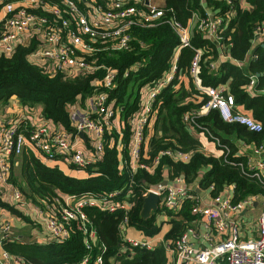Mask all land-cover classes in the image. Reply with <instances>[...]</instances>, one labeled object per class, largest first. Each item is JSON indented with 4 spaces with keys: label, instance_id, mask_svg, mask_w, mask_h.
<instances>
[{
    "label": "trees",
    "instance_id": "1",
    "mask_svg": "<svg viewBox=\"0 0 264 264\" xmlns=\"http://www.w3.org/2000/svg\"><path fill=\"white\" fill-rule=\"evenodd\" d=\"M5 1L8 0H0V6ZM44 1L59 5L66 13L63 0ZM239 1L164 0L160 18L146 25L135 23L129 26L130 36L126 46L110 47L108 40L92 42V50L85 54L87 62L98 66L92 71H45L27 58L34 39H30L28 44H15L9 55H0V104L11 95L21 104L40 103L42 115L68 132H73V127L67 106L77 95L82 100L91 91L99 89L94 79L101 76L100 65L115 70L106 100L120 124L116 127L112 118V125L103 129L99 157L77 166L60 155L48 156L30 144H24L17 155H7L9 171L6 183L43 211L57 214L64 205L65 195L76 198L94 194L100 197L113 192L112 201L127 203L125 211L121 208L108 211L94 204L81 206L86 217L83 222L94 230L95 243L102 256L101 264H168L167 252L173 248L174 240L198 218L191 211L192 206L197 204L194 191L190 188L193 182L210 195L229 186L233 202L264 193V188L249 176L251 169L240 168L237 162H243L242 154L228 138L233 135L253 145L264 142V92L261 91L264 89V36L262 44L256 45L253 56L244 64L234 62L244 60L254 26L264 21V0H245L247 8L239 5ZM228 6L232 15L224 24L218 25L216 32L220 38L216 43L204 37L196 28V20H193L189 34L191 46H179L170 20L186 25L192 12H197L199 16H203L206 10L221 14ZM34 10L39 11L37 7ZM195 48L200 50L196 73L199 85L226 82L234 101L261 122L259 131L249 130L235 121H225L215 109H202L206 96L195 86L187 71ZM221 51L227 57H221ZM172 63L175 65L172 77L160 85L150 105L153 115L148 128H144L147 141L145 146L141 144L138 151V163L150 169L139 165L131 168L129 146L134 119L148 90L163 80ZM179 74L184 78L180 79ZM250 74L255 75L251 91L247 88ZM203 128H207L227 147V150L224 147L223 154L214 156L202 148L195 134ZM16 130L28 138L30 126L20 120ZM165 148L188 152V158L180 160L169 154H158ZM155 157L157 161L153 163ZM44 159L51 161L45 162ZM63 166L75 167L85 173L71 174ZM176 176L181 177L187 189L179 207H156L148 216H141L146 188ZM0 207L24 217L1 195ZM161 211L169 216V227L163 233L162 241L146 248L132 245L124 239V227L127 225L140 230L145 236L157 233L162 220L157 221L156 214ZM125 213L127 221L121 226ZM77 222L74 218L66 222L68 235L60 242H24L9 236L3 240L2 246L11 255L31 264H77L87 252L84 244L86 233L76 226ZM96 252L97 248L91 246V258ZM85 264L92 262L88 260ZM219 264H224V260L220 259Z\"/></svg>",
    "mask_w": 264,
    "mask_h": 264
},
{
    "label": "built area",
    "instance_id": "2",
    "mask_svg": "<svg viewBox=\"0 0 264 264\" xmlns=\"http://www.w3.org/2000/svg\"><path fill=\"white\" fill-rule=\"evenodd\" d=\"M164 0L159 3L156 0H63L66 13L62 12L57 4H47L44 0H19L18 3L5 1L0 6V55H9L15 44H23L21 36H28L34 39L33 48L28 53L32 58L31 62L40 65L45 71L54 73L56 71L74 73L77 71H92L98 66H93L85 60V54L92 50L95 40H108L110 47H124L129 39L128 28L135 23L148 24L150 21L160 18L163 13ZM227 3L228 0H227ZM37 7L39 11H35ZM231 8L223 13H213L206 10L203 16L197 12H192L191 18L186 25H181L175 20H170L171 27L178 38L179 46H191L189 40L190 27L193 20H196V28L200 30L204 37L210 38L214 43L220 36L216 30L218 25L224 24L230 17ZM264 36V21L257 23L252 32L251 42ZM251 44V43H250ZM253 52L249 56H253ZM200 50L195 48L188 65V74L193 78L195 86L206 96L202 109H215L218 115L225 121H235L243 124L247 129L259 131L261 122L254 119L248 111L234 101V97L228 91L226 82H219L214 85L201 86L198 83L196 73L198 70ZM221 57H227L222 51ZM246 56V55H245ZM244 56V58H245ZM235 63L241 64L242 61ZM49 64L50 67H46ZM102 73L99 78L94 79V84L99 87L94 92L90 110L76 115L71 122L74 136L80 132L91 134L92 149L89 152L93 157L86 154L84 146L71 141L68 137L69 132L63 127H57L54 122L44 116H37L30 126L28 138L22 132L16 130L14 120H6L0 125V182L6 183V176L9 171L8 153L17 155L24 144H30L44 154L60 155L66 161L77 166H82L94 156L100 155L101 135L105 127H109L111 119L115 114L107 102V89L110 88L115 70L113 68L100 65ZM175 65L172 63L170 71L159 84H155L148 90L143 101L140 112L137 114L132 125V137L129 146V156L131 168L136 165L150 169L148 166L138 163V151L141 144L147 141L144 133L145 126L148 128L152 118L150 105L155 93L161 84L167 82L172 77ZM183 79V75L178 76ZM255 82V75L250 74L247 88H251ZM261 91L264 92V89ZM70 115V114H69ZM151 116V117H150ZM187 115H184L186 118ZM120 122L116 124L119 126ZM205 136L215 141L222 150L224 144L219 142L217 136L211 135L207 128L200 131ZM148 134V133H147ZM251 150L259 157L254 165H249V176L256 180L259 186L264 188V142L256 145L251 143ZM227 150V147H225ZM158 154H169L175 159L186 160L188 152L181 150L162 149ZM99 157V156H98ZM158 157V155H157ZM154 158L153 163L157 161ZM97 158V157H96ZM240 168L245 166L238 161ZM243 168V169H244ZM158 196V206L177 209L180 201L187 195L186 185L181 177L176 176L167 181L164 185H150L146 188ZM11 193L16 201L23 198V195L13 186ZM113 192L97 197L94 194H84L73 198L64 196V205L60 207L58 213L43 211L35 206V209L43 219V228L53 241L60 242L68 235L66 222L77 219V227L86 233L84 244L87 252L81 256L77 264H85L91 260L92 264H101L102 256L95 243V234L92 227L85 224L86 220L81 206L84 204H94L98 208L114 211L121 208L125 211L126 202L112 201ZM194 196V195H193ZM260 196L261 208L254 224L256 226V236L240 239L237 234V226L228 219L229 214L239 211L250 198ZM194 198H196L194 196ZM191 211L204 218L205 222L210 223L215 231L220 235V239L207 246L196 247L189 240L192 227L185 228L182 233L174 240L173 248L169 250L175 256V262L179 264H219L223 259L224 264H264V193L252 195L246 199L231 201L227 194L221 192L212 195V203L206 206L195 204ZM127 221L124 214L121 222L123 226ZM126 227V226H125ZM124 227V228H125ZM10 221L0 216V264H31L11 255L3 246L4 239L10 236ZM124 239L132 245L152 247L154 244L146 236L143 238L125 237ZM91 246L97 248V252L91 258L89 253Z\"/></svg>",
    "mask_w": 264,
    "mask_h": 264
},
{
    "label": "crops",
    "instance_id": "3",
    "mask_svg": "<svg viewBox=\"0 0 264 264\" xmlns=\"http://www.w3.org/2000/svg\"><path fill=\"white\" fill-rule=\"evenodd\" d=\"M13 3H18L19 0H11ZM239 5L242 7L247 8L248 2L245 0H240ZM21 43L28 42V36H21L20 37ZM263 38L255 39L251 42L244 60L241 64H244L249 56L256 48L257 44H262ZM27 58L31 60L27 55ZM46 67H50L49 64H46ZM67 73V72H65ZM93 95H88L86 98H83L81 101L69 104L67 106V110L70 114V121L72 122L76 115L88 112L90 110L91 101L93 100ZM78 98V97H77ZM76 99V98H75ZM241 106V105H240ZM42 106L40 103H34L31 105L21 104L19 100L14 96L11 95L7 98V100L0 104V125L3 124L6 120H14L15 122H22L31 125L34 119L37 116H42L41 112ZM113 123L116 125L118 123L117 116L115 115L113 118ZM57 127H61L58 124ZM195 136L198 138L202 148L211 153L214 156H220L223 154V150L219 144H217L212 139H209L201 132H196ZM232 136V137H230ZM69 139L75 141L84 146L86 154L89 157H93L89 152L92 149V142H91V134L89 132H82L77 135H73L69 132L68 135ZM228 138L234 142L237 146V152L241 153L243 158V165L245 167H249V165H254L255 161L259 157L258 154H255L251 150V144L248 142H242L240 139L236 138L233 135H229ZM146 142H144L145 146ZM99 155L94 156V158L98 157ZM44 161L48 162L51 160L44 159ZM169 181L166 179V182ZM11 186L8 183H1L0 182V195L1 198L11 205H13L23 216L15 215L10 211L0 207V216L6 218L10 221V236L24 242H43L49 243L52 240V237L49 236L48 233L45 232L43 228V219L42 216L39 215L35 209V206L31 201L27 198L23 197L21 200L16 201L11 193ZM190 188L194 191V196L196 197L197 204L200 206L210 205L212 203V195L203 188H199L196 182L190 184ZM222 193L227 194L231 197V189L229 186L225 187ZM158 204H157V206ZM261 208V201L260 196L255 198H250V200L244 204V206L237 212L233 214H229L228 219L232 221L237 226V234L240 239L255 237L257 230L254 224V221L259 214ZM169 216L163 211L156 214V220L161 221L160 229L157 233L152 236H146L153 244H157L159 241H162L163 233L168 229L169 222L167 218ZM204 218L198 217L196 220L192 221L191 226L193 228V233L189 235V240L196 247L207 246L211 243H214L220 239V235L215 231L213 226L210 223H207ZM165 225V229L161 230L162 226ZM124 236L125 237H134V238H143L145 236L142 232L132 226H126L124 228ZM168 264H179L175 262V256L169 250L168 252Z\"/></svg>",
    "mask_w": 264,
    "mask_h": 264
},
{
    "label": "water",
    "instance_id": "4",
    "mask_svg": "<svg viewBox=\"0 0 264 264\" xmlns=\"http://www.w3.org/2000/svg\"><path fill=\"white\" fill-rule=\"evenodd\" d=\"M82 133V132H80ZM166 183V179H163L160 184L164 185ZM158 202V196L156 193L152 191H147V193L143 197L140 214L143 217H146L150 214V211L155 209Z\"/></svg>",
    "mask_w": 264,
    "mask_h": 264
},
{
    "label": "rangeland",
    "instance_id": "5",
    "mask_svg": "<svg viewBox=\"0 0 264 264\" xmlns=\"http://www.w3.org/2000/svg\"><path fill=\"white\" fill-rule=\"evenodd\" d=\"M156 1L159 2V3H161L163 0H156ZM142 89H143V87H142ZM94 92H96V90L91 91L90 94H88V95L94 94ZM88 95H86L84 98H86ZM75 98L76 99L73 102H75L76 100H78V102L81 101L79 95H77ZM70 119H71V117H70ZM70 123H71V121H70ZM230 137H232V136H230ZM232 139H233V137H232ZM63 167H64V170L66 172L71 173V174L83 175L85 173L84 170L77 169L75 167H65V166H63ZM164 229H165V225L162 226L161 230H164Z\"/></svg>",
    "mask_w": 264,
    "mask_h": 264
}]
</instances>
